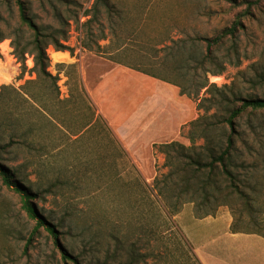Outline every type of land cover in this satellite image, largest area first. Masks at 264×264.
Listing matches in <instances>:
<instances>
[{"label":"rangeland","instance_id":"rangeland-1","mask_svg":"<svg viewBox=\"0 0 264 264\" xmlns=\"http://www.w3.org/2000/svg\"><path fill=\"white\" fill-rule=\"evenodd\" d=\"M16 1L0 0V166L22 190L0 179V264H204V247L195 248L199 243L190 236L202 237L219 211L225 215L217 230L239 218L247 229L264 232V110L236 120L243 194L197 218L194 203L173 215L158 196L155 185L167 173L159 148L144 151L139 161L97 116L90 94L102 72L119 65L115 60L165 73L168 39H213L238 22L234 38L216 53L233 65L209 76V83L228 96L264 99V0H22L25 16L45 35L57 92L36 78L32 55L22 64L19 53L28 45L30 52L33 31L21 21ZM202 114L196 110V118ZM188 130L178 142L186 147ZM24 196L53 226L57 244L43 228L34 232ZM224 245L214 242L210 249ZM228 250L229 257L219 249L218 259L211 253L208 264H224L221 257L235 264L234 248Z\"/></svg>","mask_w":264,"mask_h":264},{"label":"trees","instance_id":"trees-1","mask_svg":"<svg viewBox=\"0 0 264 264\" xmlns=\"http://www.w3.org/2000/svg\"><path fill=\"white\" fill-rule=\"evenodd\" d=\"M16 3L19 7L21 21L33 31L30 52H27L28 45L19 53L22 64L25 54L32 55L36 78L48 80L57 92V79L47 71L48 60L44 53V47L48 43L45 41V35L39 32L25 16L22 0H17ZM89 23L90 20L85 23L88 25L87 29ZM240 26L238 22H234L230 28L224 29L218 37L213 39L202 37L177 41L168 39L169 45L163 47L167 56L161 63L167 70L165 73L155 74L129 63L115 60L121 66L177 87L181 96L196 101V110L203 112L188 125L189 130L186 138L190 142L189 147L178 142L158 146L159 152L164 155L163 167L167 168V173L161 177L155 187L158 196L166 208L171 209L173 215H176L185 203H194L197 211L201 212L197 218L209 216L219 207L230 205L233 197L243 194L237 185L238 162L235 154L237 153L238 133L236 120L248 110L253 112L264 110V99L242 98L234 94L228 96L222 89L209 83V76L221 75L227 65H233L229 59L217 58L216 53L224 45L226 39L234 38ZM100 39L103 40V37ZM61 40L65 41V39ZM54 45L57 50L63 49V46L57 42H54ZM81 47L94 51L87 43L81 44ZM94 47L97 51L101 49L95 43ZM201 93H205L208 97L200 99ZM236 103L239 104L238 107H235ZM218 111L222 113L220 119H217L216 116ZM197 141H200L201 144L197 145ZM13 178L12 174L10 175L6 169L0 166V179L3 184L13 187L15 192H20L21 186ZM24 197L26 200L22 207L28 217L35 221L34 232L38 228H43L57 244V234L53 226L38 216L30 205L28 196ZM249 223L255 224L254 219H250ZM247 225L237 218L229 230L232 234H253L264 238V232L262 233L259 229L249 230ZM61 259L65 262L68 261L64 253H62ZM73 264H77L76 260Z\"/></svg>","mask_w":264,"mask_h":264},{"label":"crops","instance_id":"crops-1","mask_svg":"<svg viewBox=\"0 0 264 264\" xmlns=\"http://www.w3.org/2000/svg\"><path fill=\"white\" fill-rule=\"evenodd\" d=\"M90 94L97 116L139 161H142L144 151L152 152L153 147L179 142L181 130L196 118L195 104L181 96L177 87L121 65L104 70L90 87ZM221 215L225 213L219 211L211 218L212 223L202 237L198 232L190 236L199 243L195 248L204 247L203 263L208 264L211 253L218 259L219 249L221 254L229 257V246L234 248L235 264H264V238L230 233L231 219L224 230H217ZM220 241L225 244L223 247L210 249L214 242ZM228 257L220 260L227 264Z\"/></svg>","mask_w":264,"mask_h":264}]
</instances>
